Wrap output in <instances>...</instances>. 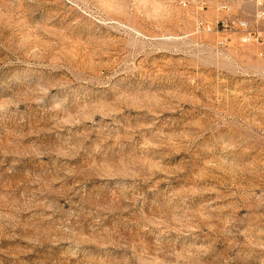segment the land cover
I'll list each match as a JSON object with an SVG mask.
<instances>
[{
    "label": "rangeland",
    "instance_id": "obj_1",
    "mask_svg": "<svg viewBox=\"0 0 264 264\" xmlns=\"http://www.w3.org/2000/svg\"><path fill=\"white\" fill-rule=\"evenodd\" d=\"M251 0H0V264H264V46L196 22Z\"/></svg>",
    "mask_w": 264,
    "mask_h": 264
},
{
    "label": "built area",
    "instance_id": "obj_2",
    "mask_svg": "<svg viewBox=\"0 0 264 264\" xmlns=\"http://www.w3.org/2000/svg\"><path fill=\"white\" fill-rule=\"evenodd\" d=\"M254 6L252 19L240 18L236 20V27L227 20L209 22L198 20L196 30L204 34L215 35L217 45L223 46L224 42L235 37L239 43L254 46H264V0H251Z\"/></svg>",
    "mask_w": 264,
    "mask_h": 264
}]
</instances>
